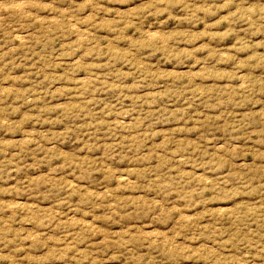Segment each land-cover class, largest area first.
<instances>
[{"label":"rangeland","instance_id":"rangeland-1","mask_svg":"<svg viewBox=\"0 0 264 264\" xmlns=\"http://www.w3.org/2000/svg\"><path fill=\"white\" fill-rule=\"evenodd\" d=\"M0 264H264V0H0Z\"/></svg>","mask_w":264,"mask_h":264}]
</instances>
